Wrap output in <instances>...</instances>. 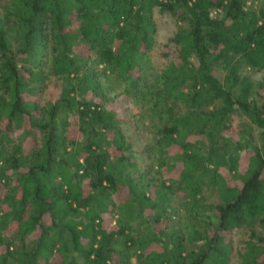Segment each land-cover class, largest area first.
Returning a JSON list of instances; mask_svg holds the SVG:
<instances>
[{"label": "trees", "instance_id": "trees-1", "mask_svg": "<svg viewBox=\"0 0 264 264\" xmlns=\"http://www.w3.org/2000/svg\"><path fill=\"white\" fill-rule=\"evenodd\" d=\"M249 1L0 0V264H264Z\"/></svg>", "mask_w": 264, "mask_h": 264}, {"label": "rangeland", "instance_id": "rangeland-1", "mask_svg": "<svg viewBox=\"0 0 264 264\" xmlns=\"http://www.w3.org/2000/svg\"><path fill=\"white\" fill-rule=\"evenodd\" d=\"M248 3L250 5L256 4V3H258V0H254V1L250 0ZM155 20L157 22L158 31L156 34V46L150 52V62L154 67H159L162 64H164V59L158 54L159 48H162V46L164 44L169 43V38L173 35V33L177 27V23H176L175 19L173 17H171L169 14L160 13L158 11H155ZM171 46H173V45H171ZM216 73L219 74V72H216ZM242 73L245 74L246 76H248L252 80L253 85H257V83L262 81V79L264 77V71L251 69V68H246V69L243 68ZM106 85L108 87V95L112 98L114 95L121 92L120 83L114 81L112 78H110L109 81H106ZM256 87L257 86H254V89H256ZM47 93H48L47 91L44 92L45 97L47 96ZM129 105H131V102L124 101L122 107H126ZM246 123H248V121L246 120V118H244V116L235 115L232 119V125L234 127H236L238 125H243ZM255 134L257 135V133H255ZM255 138H257V137L255 136ZM245 234H246L245 230L242 232H237L235 235V239H240V237L244 238ZM131 264H135L134 259L132 260ZM232 264H238V260H237L236 256L233 257Z\"/></svg>", "mask_w": 264, "mask_h": 264}]
</instances>
